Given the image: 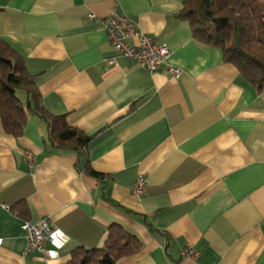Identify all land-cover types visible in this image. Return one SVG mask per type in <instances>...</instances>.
Listing matches in <instances>:
<instances>
[{
  "label": "crops",
  "instance_id": "crops-1",
  "mask_svg": "<svg viewBox=\"0 0 264 264\" xmlns=\"http://www.w3.org/2000/svg\"><path fill=\"white\" fill-rule=\"evenodd\" d=\"M182 9L0 0V40L25 61L45 110L93 137L86 151H52L35 114L19 139L0 119V264H73L77 250L103 249L113 225L143 245L117 264H264V92L193 36ZM113 14L166 45L181 77L116 53L103 25ZM140 176L147 192L137 197ZM46 218V254H27L23 226Z\"/></svg>",
  "mask_w": 264,
  "mask_h": 264
},
{
  "label": "trees",
  "instance_id": "trees-1",
  "mask_svg": "<svg viewBox=\"0 0 264 264\" xmlns=\"http://www.w3.org/2000/svg\"><path fill=\"white\" fill-rule=\"evenodd\" d=\"M178 19L189 23L193 36L203 45L220 49L226 63L235 66L257 91L264 92V0H182ZM29 114L45 121L52 151H86L93 141L71 127L66 116H53L42 105V97L25 61L0 40V119L4 132L23 137ZM85 172L102 176L90 166ZM24 209V208H23ZM18 208L21 215L25 214ZM22 210V211H21ZM142 243L123 228L113 225L103 249H79L73 264H117L138 254Z\"/></svg>",
  "mask_w": 264,
  "mask_h": 264
},
{
  "label": "built area",
  "instance_id": "built-area-1",
  "mask_svg": "<svg viewBox=\"0 0 264 264\" xmlns=\"http://www.w3.org/2000/svg\"><path fill=\"white\" fill-rule=\"evenodd\" d=\"M103 25L114 51L128 62L140 66L151 74L165 68L169 76L175 79L181 77L182 71L170 64L169 48L164 44H158L155 39L144 34L131 18L113 14L103 20ZM27 163L31 167L35 165L36 158L33 154L27 155ZM133 191L137 197L146 194L147 181L144 177L138 178ZM23 230L28 240L27 254L45 255L49 243L52 242L50 218L43 219L38 225L25 224ZM186 253L193 254V251L188 250Z\"/></svg>",
  "mask_w": 264,
  "mask_h": 264
}]
</instances>
